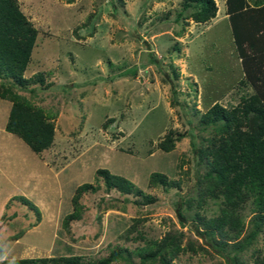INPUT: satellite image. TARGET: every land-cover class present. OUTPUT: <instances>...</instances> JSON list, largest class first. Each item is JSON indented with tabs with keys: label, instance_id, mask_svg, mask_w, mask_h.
Listing matches in <instances>:
<instances>
[{
	"label": "rangeland",
	"instance_id": "obj_1",
	"mask_svg": "<svg viewBox=\"0 0 264 264\" xmlns=\"http://www.w3.org/2000/svg\"><path fill=\"white\" fill-rule=\"evenodd\" d=\"M248 1L252 7L241 11L247 25L254 4L264 0ZM214 2V15L195 21L194 7L181 8L182 0H16L35 37L23 83L12 88L42 109L52 138L31 150L5 128L11 100L0 97V261L95 260L116 248L129 260L108 264H139L137 248L169 236V264H229L194 230L196 215H216L219 199L196 203V177L206 164L190 141L205 144L217 135L201 121L214 102L230 108L253 89L225 0ZM252 26L244 25L262 49H248L253 67L264 71V30ZM168 130L181 136L165 150L159 141ZM100 168L129 179L140 193L107 187ZM154 172L171 184L153 181ZM238 210L241 236L249 200ZM263 252L264 226L238 256L242 264H259L254 258ZM144 264L161 263L155 257Z\"/></svg>",
	"mask_w": 264,
	"mask_h": 264
},
{
	"label": "trees",
	"instance_id": "obj_2",
	"mask_svg": "<svg viewBox=\"0 0 264 264\" xmlns=\"http://www.w3.org/2000/svg\"><path fill=\"white\" fill-rule=\"evenodd\" d=\"M225 4L244 79L253 91L240 97L230 108L214 102L201 114L203 124L212 125L217 135L206 138L205 144L197 145L195 141H190L194 157L205 160L206 164L205 171L196 177V203L200 205L205 197H210L219 199V205L216 215L203 217L197 214L200 225H195L194 230L229 264H242L238 253L252 242L264 226V71H258L260 66L253 67L256 56L250 53L248 47L255 48V45L252 44L250 31L244 27L252 23L258 31L264 30V2L254 4L252 10L256 12L249 25L247 20L241 19V11L252 7L248 0H225ZM188 6L194 7L191 17L195 21L213 16L216 8L214 0H182L181 8ZM180 14L178 11L177 16ZM34 37L35 29L19 10L16 0H0V97L11 100L5 128L17 133L36 152L51 141L52 124L45 119L40 107L32 105L12 88L23 83L20 75ZM180 136H172L171 130H168L159 141V146L166 150ZM98 172L107 187L116 186L123 192L140 193V189L129 179L103 168ZM150 176L153 181L171 184L160 172ZM19 198L36 209L34 203L23 195ZM246 200H249L251 214L247 219L246 232L239 236L244 220L238 209ZM177 213L180 215L178 208ZM75 216L71 213L66 218ZM171 243L172 237L167 236L155 245L137 248L139 264L155 257L161 264H169L166 253ZM119 257L129 260L113 248L95 260H83L77 255H59L7 258L2 259L0 264H108ZM254 260L264 264V252L256 255Z\"/></svg>",
	"mask_w": 264,
	"mask_h": 264
},
{
	"label": "crops",
	"instance_id": "obj_3",
	"mask_svg": "<svg viewBox=\"0 0 264 264\" xmlns=\"http://www.w3.org/2000/svg\"><path fill=\"white\" fill-rule=\"evenodd\" d=\"M226 17H227V14H226Z\"/></svg>",
	"mask_w": 264,
	"mask_h": 264
}]
</instances>
